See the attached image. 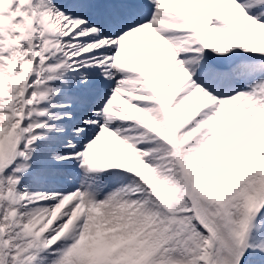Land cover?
Returning <instances> with one entry per match:
<instances>
[{"label":"snow or ice","instance_id":"obj_1","mask_svg":"<svg viewBox=\"0 0 264 264\" xmlns=\"http://www.w3.org/2000/svg\"><path fill=\"white\" fill-rule=\"evenodd\" d=\"M0 264H264V0H0Z\"/></svg>","mask_w":264,"mask_h":264}]
</instances>
